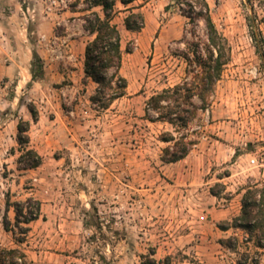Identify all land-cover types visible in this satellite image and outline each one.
I'll return each instance as SVG.
<instances>
[{"label":"rangeland","instance_id":"obj_1","mask_svg":"<svg viewBox=\"0 0 264 264\" xmlns=\"http://www.w3.org/2000/svg\"><path fill=\"white\" fill-rule=\"evenodd\" d=\"M172 1L136 0L138 33L125 30L117 2L127 88L103 110L83 71L92 40L83 0H0V248L17 246L3 229L4 216L14 222L6 203L33 198L40 217L19 245L33 264H264L254 237L221 229L240 215L248 186L264 187V62L248 21L264 38V0H206L230 62L203 110H173L186 125L157 120L169 110L147 106L198 71L184 56L204 40L203 25L193 29L175 5L166 10ZM21 120L42 158L36 169L18 164ZM167 135L193 143L184 159L167 163L166 149L181 150Z\"/></svg>","mask_w":264,"mask_h":264},{"label":"trees","instance_id":"obj_2","mask_svg":"<svg viewBox=\"0 0 264 264\" xmlns=\"http://www.w3.org/2000/svg\"><path fill=\"white\" fill-rule=\"evenodd\" d=\"M136 0H83L90 12L84 16V28L92 37L84 51L83 71L87 79L96 84L95 94L91 97V102L98 105L100 109H108L117 99L125 96L127 81L121 76L122 65L121 38L117 26L113 23L117 15L116 4L119 2L127 14L123 19L126 31L132 33L140 32L144 27V17L132 4ZM250 2L251 0H246ZM172 5L179 8L182 15L188 19L192 28H196L199 23L204 28V40L191 42L188 45V54L185 57L187 62L195 64L198 71L189 79H185L181 84L172 89L164 90L162 93L152 96L148 100V109L157 112L160 108L169 110L167 114H159L157 120H162L177 125H186L187 119L175 114L174 109H179L183 105L189 106L186 112L195 114L196 110H203L208 104L207 98L213 93L216 83L220 80L224 67L230 62V47L227 40L217 30L211 15L209 5L206 0H173L165 7L168 10ZM99 8L101 15L93 11ZM255 18L248 19L251 35L257 56L264 62V38L261 36ZM42 76V66L33 69L32 79ZM197 98L201 107L193 103ZM173 106V107H172ZM192 109V110H189ZM33 121H37V112L33 107L29 108ZM29 122L20 121L17 125V144L20 147L21 155L18 164L22 170H32L38 168L42 163L41 156L33 149L28 148ZM163 142L175 141L172 136H165ZM178 141L174 146H178ZM193 143H181L180 151L166 149L168 157L167 163H175L184 159ZM215 187V186H214ZM214 187L210 188L212 196L218 194ZM7 208H12L14 212V222L3 217V229L12 234L16 247L0 248V264H33L19 245L25 242V237L29 232V224L40 217V202L33 198H28L23 202L6 203ZM240 229L245 231L250 240L256 239V247L264 248V187L256 184L248 186L244 190L241 199L240 215L233 218L231 223H226L221 229ZM230 241H226V246Z\"/></svg>","mask_w":264,"mask_h":264}]
</instances>
